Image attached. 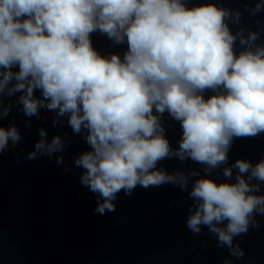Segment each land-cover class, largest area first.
<instances>
[{"label":"clouds","instance_id":"9594fccd","mask_svg":"<svg viewBox=\"0 0 264 264\" xmlns=\"http://www.w3.org/2000/svg\"><path fill=\"white\" fill-rule=\"evenodd\" d=\"M247 10L264 11V0ZM241 17L214 0H0V119L17 93L28 118L41 109L56 114L54 125L67 117L74 134L86 133L90 150L74 163L98 196L95 212L115 211L121 191L172 184L192 200L188 229L207 228L242 258L233 240L264 216V158L225 165L236 140L264 136V29L233 32ZM96 33L125 50L101 54ZM165 114L181 130L175 148ZM39 135L29 160L63 151L59 135ZM21 139L15 123L0 126V154ZM171 158L204 175L157 167ZM221 166L223 179L213 178Z\"/></svg>","mask_w":264,"mask_h":264},{"label":"water","instance_id":"95a60500","mask_svg":"<svg viewBox=\"0 0 264 264\" xmlns=\"http://www.w3.org/2000/svg\"><path fill=\"white\" fill-rule=\"evenodd\" d=\"M214 2L242 13L238 25L230 24L233 32L243 28L247 35L249 30L264 29V11L251 15L247 10L259 0ZM93 43L103 55L125 50L99 33L93 35ZM18 96L4 98L5 106H13L10 114L0 119L5 128L15 123L22 137L15 147L10 142L0 154V264H264V216L256 215L258 226L251 225L246 234L234 238L233 245L243 250V257L237 258L228 247L217 246L216 237L207 228L199 234L188 229L192 200L187 191L172 184L138 186L131 195L121 191L114 201L115 211L95 212L98 196L81 184L83 170L74 163L82 152L90 150L84 140L86 133L74 134L67 117L54 125L56 114L45 109L40 110L39 118L24 116L14 103ZM163 122L170 143L177 147L179 124L167 114ZM41 128L49 142L59 135L65 147L50 156L38 153L29 160L28 153L41 139ZM58 156L63 157L60 163ZM238 158L253 163L264 158V136L236 140L225 166ZM157 167L185 174L195 169L204 175L202 166L190 160L166 159ZM223 167L213 171L212 177L222 180Z\"/></svg>","mask_w":264,"mask_h":264}]
</instances>
